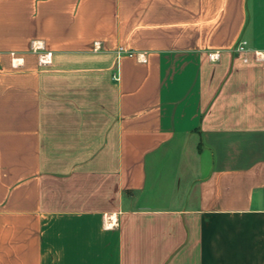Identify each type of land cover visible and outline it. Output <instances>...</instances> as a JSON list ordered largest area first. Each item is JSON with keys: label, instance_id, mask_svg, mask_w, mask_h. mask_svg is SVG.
I'll return each instance as SVG.
<instances>
[{"label": "crops", "instance_id": "0c3cea01", "mask_svg": "<svg viewBox=\"0 0 264 264\" xmlns=\"http://www.w3.org/2000/svg\"><path fill=\"white\" fill-rule=\"evenodd\" d=\"M0 264H264V0H0Z\"/></svg>", "mask_w": 264, "mask_h": 264}, {"label": "built area", "instance_id": "2783aa9c", "mask_svg": "<svg viewBox=\"0 0 264 264\" xmlns=\"http://www.w3.org/2000/svg\"><path fill=\"white\" fill-rule=\"evenodd\" d=\"M238 49L239 50H244L245 49V46L243 44H241V45L238 46ZM118 53H120V54L126 53L129 56H134L135 55V52L133 50H128L124 46H120L119 47ZM208 56H209L210 60L215 61V60H218L219 59L220 52L218 50L211 51V52L208 53ZM145 60L146 59H143V61H145Z\"/></svg>", "mask_w": 264, "mask_h": 264}]
</instances>
